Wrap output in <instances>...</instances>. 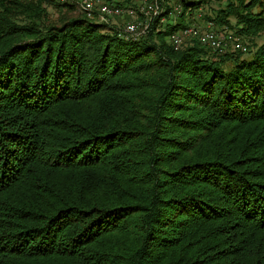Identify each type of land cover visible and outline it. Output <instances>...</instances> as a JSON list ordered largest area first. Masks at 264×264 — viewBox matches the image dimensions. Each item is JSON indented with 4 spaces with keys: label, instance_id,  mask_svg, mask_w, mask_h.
Returning <instances> with one entry per match:
<instances>
[{
    "label": "trees",
    "instance_id": "16d2710c",
    "mask_svg": "<svg viewBox=\"0 0 264 264\" xmlns=\"http://www.w3.org/2000/svg\"><path fill=\"white\" fill-rule=\"evenodd\" d=\"M226 3L246 50L0 0V264H264V0Z\"/></svg>",
    "mask_w": 264,
    "mask_h": 264
},
{
    "label": "built area",
    "instance_id": "2783aa9c",
    "mask_svg": "<svg viewBox=\"0 0 264 264\" xmlns=\"http://www.w3.org/2000/svg\"><path fill=\"white\" fill-rule=\"evenodd\" d=\"M56 2L71 5L80 13L83 10V14L90 20L109 25L117 24L121 35L135 37L146 34L152 23L158 18L161 19V15L165 11L162 2H158V0H128V3L123 4L110 0H56ZM182 10H184V6L178 2L171 10V17L176 20ZM192 10L188 9L186 12L191 14ZM115 18H124V24L118 22L111 24ZM193 20L191 24L176 29L168 36L169 42L175 49L180 48L187 38L194 37L217 51L227 50L229 42L237 48L246 50L237 37L223 35L213 21H203L202 12H199V16L195 15Z\"/></svg>",
    "mask_w": 264,
    "mask_h": 264
},
{
    "label": "rangeland",
    "instance_id": "374dc122",
    "mask_svg": "<svg viewBox=\"0 0 264 264\" xmlns=\"http://www.w3.org/2000/svg\"><path fill=\"white\" fill-rule=\"evenodd\" d=\"M111 2H117V3H120V4H123V3H128L127 1L128 0H110ZM203 2V5L201 4L199 7H196L195 9H193L191 11V14L186 12L185 10H182L181 13H179L180 16L182 17H177V19L175 20L174 18L171 17V11H168V13L166 12V6L164 4V2L162 0H158V2H162L163 5V8H165V11L163 12V14L161 15V19H159V23L163 25L164 28L168 27L170 24L174 25L176 24V22L180 21L179 19H182V20H186V22H189L190 24L193 22V17L195 15L199 16V12H202L204 14V16L206 15H209L210 13H213V12H216V9H219V8H222L224 7L227 3V0H208L206 2H204L205 0H202ZM171 2L173 3V5H176L178 2H176V0H171ZM179 4H184L183 3V0H179ZM188 7V6H187ZM198 9V10H197ZM257 10L256 11H264V3L261 7H257L256 8ZM50 10V9H49ZM171 10V9H170ZM74 12L75 13H80L78 12V10L74 9ZM185 12V13H184ZM183 14V15H182ZM53 16L55 17V13H53ZM140 17V15H139ZM162 17H163V20H162ZM204 18V17H203ZM233 21H235L233 18H232ZM124 21L125 19L124 18H115L113 20V22H111V24H116V22L120 23V24H124ZM205 21V20H203ZM115 22V23H114ZM214 22V21H213ZM188 23V24H189ZM234 23V22H233ZM215 26L220 29L221 27L220 26H217L216 23L214 22ZM117 25V24H116ZM114 25V26H116ZM235 29L233 30H230L231 32H234ZM261 38H263L261 36ZM260 37H256L255 39H257V44L259 43H262V39Z\"/></svg>",
    "mask_w": 264,
    "mask_h": 264
},
{
    "label": "bare ground",
    "instance_id": "6f19581e",
    "mask_svg": "<svg viewBox=\"0 0 264 264\" xmlns=\"http://www.w3.org/2000/svg\"><path fill=\"white\" fill-rule=\"evenodd\" d=\"M163 2H164V0H162ZM177 2H179L178 0H177ZM186 6V5H185ZM185 8V7H184ZM195 9L196 7H189L188 9ZM198 10V9H197ZM81 12H83V10H81ZM84 13V12H83Z\"/></svg>",
    "mask_w": 264,
    "mask_h": 264
},
{
    "label": "crops",
    "instance_id": "0c3cea01",
    "mask_svg": "<svg viewBox=\"0 0 264 264\" xmlns=\"http://www.w3.org/2000/svg\"><path fill=\"white\" fill-rule=\"evenodd\" d=\"M115 1V0H114ZM119 1V0H118Z\"/></svg>",
    "mask_w": 264,
    "mask_h": 264
}]
</instances>
